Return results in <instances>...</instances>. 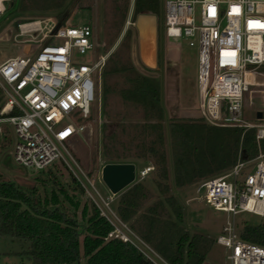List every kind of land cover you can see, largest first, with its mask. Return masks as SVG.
<instances>
[{
    "label": "built area",
    "instance_id": "obj_1",
    "mask_svg": "<svg viewBox=\"0 0 264 264\" xmlns=\"http://www.w3.org/2000/svg\"><path fill=\"white\" fill-rule=\"evenodd\" d=\"M6 2L0 0V15ZM162 3L166 39L183 38L189 46H197L200 116L214 126L255 127L246 122L244 108L247 89L264 82V27L253 23L264 25V0ZM17 28L18 35L28 36L26 40H34L38 32L40 36L33 55L16 54L0 62L2 110L20 112L0 116V124L9 123L16 137L14 163L37 170L55 162L64 164L114 226L108 237L131 242L154 264H169L142 240L136 237L144 247L122 231L116 222H123L115 213L103 211L101 204L106 208L108 203L70 149L90 116L107 58V54L95 55L92 27L47 18L18 23ZM75 54L90 55V60L77 62ZM258 111L264 113L256 110L255 116ZM263 132L258 129L256 139L263 138ZM252 160V168H245ZM152 168L146 166L138 174L143 177ZM199 188L204 203L213 210L264 217V152L248 161L238 160L228 173L204 180ZM216 243L227 251L225 264H264V246L243 240L231 225L216 236Z\"/></svg>",
    "mask_w": 264,
    "mask_h": 264
},
{
    "label": "trees",
    "instance_id": "obj_2",
    "mask_svg": "<svg viewBox=\"0 0 264 264\" xmlns=\"http://www.w3.org/2000/svg\"><path fill=\"white\" fill-rule=\"evenodd\" d=\"M66 1L19 0L18 7L20 10L45 11L61 9ZM129 1L113 0L118 15L113 20L116 32L104 52L109 50L121 32ZM64 13H58L59 22H63ZM140 13L157 16L159 44L162 0H133L131 21ZM129 34V29H126L121 41L106 58L101 71V96L104 101L114 91L125 103L140 106L143 123L134 125L139 129L130 139L124 137L126 126L123 123L105 132L101 154L105 163L126 162L124 159L149 154L154 159L158 176L167 180L160 83L141 74L131 64L126 42ZM112 79L120 80L118 88L112 85ZM3 103L0 88V116L20 113L17 108L3 111ZM103 128L106 130V124ZM4 130H7L6 127ZM168 130L176 187L214 177L230 170L238 160L248 161L259 151L264 152V138L256 139L255 128L220 127L206 123L202 117H189L169 119ZM3 138L7 140L6 134ZM131 145L137 148L136 153H131ZM73 181L79 192L86 194L75 178ZM157 186H161L160 183ZM167 192L168 186L164 185L160 189L163 199L144 206L151 194L142 182H136L120 194L116 215L123 223L128 222L130 229L169 264H202L214 240L199 232L189 233L182 225L184 211L178 199L174 195H167ZM64 194L75 209L78 208V202H73ZM86 197L88 203L83 205L79 220L75 210L68 212L55 194L52 195V203H49L13 181L0 179V233L28 241L24 253L31 264H80L83 259L84 264H154L131 242L108 237L114 226L101 214L100 208ZM168 208L176 219L171 218ZM238 235L243 240L264 246V217L257 224L243 223Z\"/></svg>",
    "mask_w": 264,
    "mask_h": 264
},
{
    "label": "rangeland",
    "instance_id": "obj_3",
    "mask_svg": "<svg viewBox=\"0 0 264 264\" xmlns=\"http://www.w3.org/2000/svg\"><path fill=\"white\" fill-rule=\"evenodd\" d=\"M18 2L19 0H7L6 10L0 15V62L16 54L33 55L36 50L37 43L35 40L40 36V32L37 33L38 35L36 34L37 36L34 37V40H26L28 36L18 35V23L47 18L58 20L57 15L60 11L65 12L62 17L63 21H70L74 24L79 22L90 24L95 39V55L107 54L108 56L121 41L126 29H129L130 34L126 42L131 64L141 74L152 77L160 83V103L164 113V144L168 165V179L164 180L158 176L154 159L147 154L146 157L124 159L126 162L135 164L136 174L134 182L120 192L112 194L102 182L101 168L105 164L101 154L103 134L123 123L126 126L124 137L130 139L139 129L134 125L143 123V111L140 106L125 103L120 95L114 91L103 101L101 96V74L98 80L97 96L92 104L90 116L84 122L85 128L72 141L70 149L76 161L91 178L102 199L108 203V208L107 206L104 208L101 204L103 211L108 214H110L109 212L116 214V206L120 194L136 182H142L151 194V197L145 201L144 206L150 205L158 199H163L164 196L160 194V189L167 185V195H174L184 211L182 225L190 234L199 232L214 240L202 264H225L227 251L223 246L216 243V236L228 225H231L239 233L243 223L257 224L262 221L263 217L250 212L232 215L208 207L203 201L202 189L199 188L204 180L184 187H176L174 184L168 121L171 118L201 117L197 109V46H189L183 38L167 40L164 35L162 14L160 18V42L157 44V16L155 15L154 21V17L151 14L140 13L134 21H131L133 0L129 1V8L120 34L107 52H104L105 46L115 36L116 27L113 26V20L118 16L117 11L114 9L113 0H67L61 9L45 11L20 10ZM154 25L156 30L155 49H153L151 42ZM154 56L156 57V63L153 66H148L153 64ZM75 60L77 62H88L90 55L75 54ZM112 83L116 88L120 86V80L112 79ZM256 110H264V87L261 86L251 87L250 91L246 93V105L244 108L246 122L256 125L255 127H249L255 128V133L258 132V129H264V118L257 119L255 116ZM104 124H106V130L103 128ZM0 126L2 129L0 133V179L9 182L13 181L35 192L43 201L46 200L49 203H52V195L55 194L62 206L68 212L75 210L77 218L81 220V209L84 204L88 203V200L86 194L80 193L76 188V184L73 181L74 176L68 167L59 162H55L40 170L17 165L12 158L16 141L12 126L7 122H2ZM4 127L7 130H4ZM5 134L8 141L3 138ZM136 151L137 148L131 145V153H136ZM252 163L253 160L248 162L245 168H252ZM146 166H154V168L141 177L138 174V170ZM229 171L227 170L216 176L224 175ZM157 183H160L161 186H157ZM64 193L73 202H78V208L75 209ZM167 211L171 213V218L176 219L169 208ZM116 223L122 231L144 247L140 241L141 239L130 229L128 222L123 223V225L119 222ZM27 245L28 241L26 240L0 233V264H31L27 254L24 253ZM84 261L85 259L80 264H84Z\"/></svg>",
    "mask_w": 264,
    "mask_h": 264
},
{
    "label": "water",
    "instance_id": "obj_4",
    "mask_svg": "<svg viewBox=\"0 0 264 264\" xmlns=\"http://www.w3.org/2000/svg\"><path fill=\"white\" fill-rule=\"evenodd\" d=\"M257 118H264L258 111ZM136 167L132 162H108L101 168V180L112 194L120 192L135 180Z\"/></svg>",
    "mask_w": 264,
    "mask_h": 264
},
{
    "label": "crops",
    "instance_id": "obj_5",
    "mask_svg": "<svg viewBox=\"0 0 264 264\" xmlns=\"http://www.w3.org/2000/svg\"><path fill=\"white\" fill-rule=\"evenodd\" d=\"M144 14H146V13H144ZM151 15L154 17V21H155V15L154 14H151ZM139 35H140V33H139ZM151 42H152L153 49H155V47H156V30H155V25H154V29H153V37H152V41ZM155 63H156V57L154 56L153 64L152 65H148V66H153Z\"/></svg>",
    "mask_w": 264,
    "mask_h": 264
},
{
    "label": "bare ground",
    "instance_id": "obj_6",
    "mask_svg": "<svg viewBox=\"0 0 264 264\" xmlns=\"http://www.w3.org/2000/svg\"><path fill=\"white\" fill-rule=\"evenodd\" d=\"M258 86L264 87V82L261 81V82L256 83L255 85L250 86V87L247 89L246 93H247L248 91H250V88H251V87H258Z\"/></svg>",
    "mask_w": 264,
    "mask_h": 264
},
{
    "label": "snow or ice",
    "instance_id": "obj_7",
    "mask_svg": "<svg viewBox=\"0 0 264 264\" xmlns=\"http://www.w3.org/2000/svg\"><path fill=\"white\" fill-rule=\"evenodd\" d=\"M253 23H256L258 26H260V27H264V25H262V24H259V22H253Z\"/></svg>",
    "mask_w": 264,
    "mask_h": 264
}]
</instances>
